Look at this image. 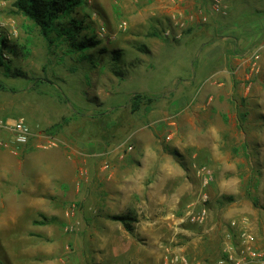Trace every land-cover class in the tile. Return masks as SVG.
Instances as JSON below:
<instances>
[{
	"label": "rangeland",
	"instance_id": "rangeland-1",
	"mask_svg": "<svg viewBox=\"0 0 264 264\" xmlns=\"http://www.w3.org/2000/svg\"><path fill=\"white\" fill-rule=\"evenodd\" d=\"M76 15L88 26L80 38L96 36L107 50L84 63L50 48L13 0H0V32L30 51L28 58L5 54L10 71L5 78L0 70V79L15 92H0V122L24 118L32 134L16 146L8 128H0V196L6 198L0 264H165L168 251L217 264L220 250L206 255L203 247L218 245L239 217L234 212L245 211L248 219L256 212L254 227L264 228V0H83ZM37 78L52 84L33 89ZM136 94L156 98L149 113L132 111ZM64 118L70 120L62 129L52 128ZM37 135L52 146L75 140L90 156L79 192L56 189L52 202L21 209V187L36 180L38 160L25 154ZM9 151L15 153L5 159ZM158 154L178 157L183 170L181 154L193 171L211 170L204 225L186 219L200 206L198 181L190 184L192 193L178 187V202L169 188L167 209L158 214L147 204L148 178L138 177L125 213L117 212L116 185L99 173L121 170L125 162L140 171L145 156ZM126 214L136 218L132 234L111 219ZM211 227L214 240L203 233ZM147 229L156 237L145 239ZM202 235L201 243L192 242Z\"/></svg>",
	"mask_w": 264,
	"mask_h": 264
},
{
	"label": "crops",
	"instance_id": "crops-1",
	"mask_svg": "<svg viewBox=\"0 0 264 264\" xmlns=\"http://www.w3.org/2000/svg\"><path fill=\"white\" fill-rule=\"evenodd\" d=\"M103 28H105L104 25ZM99 47H103L102 43L99 45ZM98 59L100 60V66H102V58L99 57ZM46 139L47 138L45 136L37 135V139H35V142H33L31 145V151L25 154V160L38 161L36 162L35 168L37 170L34 173L36 175V180L31 184L30 188L23 190L21 187L19 192L20 196L18 199L19 207L21 209L23 207L38 209L39 207L52 202L50 198L56 193V189L59 193H63V189L69 186V191H73L74 187V191L79 192L81 183L80 180L83 174L86 172V157L90 156L89 153H87L85 149L80 148L81 143L75 142V140L72 139L67 141L57 140L58 144H54V146H52L53 142L49 141L48 142L50 144H45L47 142ZM14 153L15 152L13 151H9V153L6 152L2 155L6 159L10 154ZM102 154L93 153L94 156H103ZM182 157H185L186 160H189V156L186 154H181L180 160L182 159L185 161L183 163L184 170L178 167V157L176 159L170 154H158L145 156L143 160V167L140 171H136L130 166V164L125 162L123 163L125 168H122L121 170L111 171L109 174L105 173L104 175L100 174L99 172L98 173L107 180L111 178L110 180L116 185L115 191L112 194L118 199L116 202H118L120 206L118 207L117 212L121 214L125 213V210L128 208L132 195L129 190L134 188L133 185L136 183V179L138 177L148 178L147 196L149 201L147 204L151 211L155 209L158 211V214H161V212L164 211L165 208L167 209L168 206L167 192L169 188L172 187L175 189L174 198L178 202V198L180 197L178 196V187L182 193H184L187 189H189L192 193L193 188L190 184L195 181H198L199 183L194 171L190 169L189 164L186 160H184L185 158ZM105 167L106 166L103 168L105 169ZM164 187H166L165 190ZM10 198H12V196ZM5 201L6 198L0 196V202L5 203ZM210 212L211 210L208 208V214H210ZM152 213V215H154L156 212L153 211ZM245 213L246 212L242 210L234 212V215H238L239 217L234 220L236 221L237 226L235 229H233V235L230 237V239L237 243L239 231L246 230L254 236V246L260 250H264V228L259 230V228L254 227V224L259 220L258 214L254 212V217L249 215L251 218L248 219L244 216ZM148 215L150 217L151 212ZM246 215L248 214L246 213ZM187 222L189 223L188 219ZM156 223L158 222H155L154 220L148 222L147 224L154 225ZM173 224L177 225V222H174ZM189 224L194 225L191 223ZM118 225L122 228L120 224ZM211 229L213 228L211 227L208 230L202 232L208 234V239L211 237V239L214 240V232L208 233ZM176 230L177 228H174V231ZM125 233L128 234V232ZM224 233L225 230H222L218 245L216 243L213 245L205 244L203 250H205L206 255L216 254L219 250L221 254L223 253L227 242L226 235ZM142 235L145 239L149 240L151 238H155L157 234L155 231L147 229ZM202 237L204 236L202 235L197 239H193L192 242L198 241V243H201L200 238ZM206 240L207 239L204 238L202 243L204 244ZM173 253L175 252L168 251L166 256L174 255Z\"/></svg>",
	"mask_w": 264,
	"mask_h": 264
},
{
	"label": "trees",
	"instance_id": "trees-1",
	"mask_svg": "<svg viewBox=\"0 0 264 264\" xmlns=\"http://www.w3.org/2000/svg\"><path fill=\"white\" fill-rule=\"evenodd\" d=\"M83 4V0H13V7L17 14L25 18L31 23L30 30L37 29L41 37L48 43L51 48H61V55L77 56L76 63H84L92 60L95 55H102L107 52L103 47H99L101 40L96 36H88L86 33L81 37L80 32H85L88 26L84 20L79 19L76 15V10ZM73 15V16H72ZM95 54H90L89 51L97 49ZM5 54L11 57L28 58L30 51L28 46H17L11 40L0 32V70L5 72L3 76L8 77L10 68L7 64L10 59ZM5 55V56H4ZM111 59L117 60L118 55H112ZM74 61V60H73ZM117 65V64H116ZM16 77L25 78V75L15 70ZM44 84H52L47 78H37L34 82V88ZM0 92H15V89L10 88L0 79ZM131 105L133 112L149 113L153 104L156 102L154 96L136 94L132 97ZM69 118H64L62 122L54 125V129H62L68 122ZM253 203L258 207V202L253 200ZM264 209V207H263ZM111 219L121 223L124 230L130 234L133 233V223L136 218L126 214L123 216H111ZM43 224V222L41 223Z\"/></svg>",
	"mask_w": 264,
	"mask_h": 264
},
{
	"label": "built area",
	"instance_id": "built-area-1",
	"mask_svg": "<svg viewBox=\"0 0 264 264\" xmlns=\"http://www.w3.org/2000/svg\"><path fill=\"white\" fill-rule=\"evenodd\" d=\"M127 22L122 21L119 24V29L125 31ZM106 32L105 28L99 29V35L102 36ZM0 128H8L11 135V143L16 146H24L29 142L31 131L24 118H17L11 124L0 122ZM128 150H132V146H128ZM195 176L199 180L201 186L200 206L198 210H191L187 213L189 223L202 226L208 218V210L206 203L208 201L207 188L213 182V174L207 166H194ZM236 221L229 223V230L225 232L226 247L223 250L221 259L217 264H264V250H260L254 246V236L246 230H241L238 233V242L235 243L230 237L232 231L236 228ZM165 264H201L199 261H192L183 255L166 256Z\"/></svg>",
	"mask_w": 264,
	"mask_h": 264
}]
</instances>
